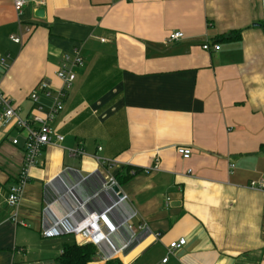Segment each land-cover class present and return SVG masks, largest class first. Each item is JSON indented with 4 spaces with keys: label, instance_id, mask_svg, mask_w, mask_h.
I'll list each match as a JSON object with an SVG mask.
<instances>
[{
    "label": "crops",
    "instance_id": "obj_1",
    "mask_svg": "<svg viewBox=\"0 0 264 264\" xmlns=\"http://www.w3.org/2000/svg\"><path fill=\"white\" fill-rule=\"evenodd\" d=\"M177 31L185 38L167 44ZM77 47L84 66L51 124L64 139L42 150L15 208L6 200L25 135L0 122V264H57L77 242L44 237V211L48 224L72 226L84 215L78 201L111 180L129 205L103 222L118 247L135 213L137 240L116 255L123 264H264V192L251 187L264 181V0H30L21 17L14 0H0V58L10 55L0 90L23 118L46 114V93L41 112L30 94L43 79L63 87L59 67ZM179 147L192 150L189 160ZM125 167L141 172L120 185ZM76 184L78 201L66 192ZM99 252L112 254L106 244Z\"/></svg>",
    "mask_w": 264,
    "mask_h": 264
},
{
    "label": "built area",
    "instance_id": "obj_2",
    "mask_svg": "<svg viewBox=\"0 0 264 264\" xmlns=\"http://www.w3.org/2000/svg\"><path fill=\"white\" fill-rule=\"evenodd\" d=\"M29 2L30 0H14L15 10L20 17L23 15V11ZM184 38L185 34L183 32H173L167 38L166 43H176ZM11 41L21 43V34L11 36ZM102 41L104 42V40ZM202 48L205 51L220 50V46L218 44L211 45L209 42H206ZM9 59V54L0 58V69L4 72L9 68ZM84 61L81 47H77L71 53L65 54L57 73V78L63 83V87L56 88V90L53 91L54 85L52 81L43 79L38 84L36 89L30 94V99L36 106L40 105L38 96L40 91L45 92L46 95L53 100V104L48 107L45 115L37 114L31 118H23L19 111L13 106L12 100L0 90V122L19 129L25 135L24 165L19 179L9 188L6 200L9 207L15 208L19 205L23 190L29 181V171L31 168L37 166V159L42 150L51 145L53 140L59 142L63 141V136L54 132L51 124L55 120L56 116L64 110V100L68 91L77 79L76 71L84 66ZM37 108L39 112L43 111L42 106H38ZM13 144L18 145L19 140L14 139ZM177 151L183 159L189 160L191 158L192 150L190 148L179 147ZM231 167L234 168V165ZM157 169L158 159H156V165L152 169H148L146 172ZM104 183L106 184V181ZM251 187L264 192V181L252 182ZM113 211L114 210L106 211L105 213L100 214L97 213V211H83L82 208L78 207L74 213L82 212L84 215L78 222L71 226L66 223L67 219L59 220L57 223L53 222L52 224H48L47 215H49L50 210L48 211L46 209L44 211L46 216L43 219L42 234L46 238H54L61 235H74L78 245L93 244L96 246L98 251L95 257L97 260L95 261L100 262L101 264H106L110 260L117 259L116 255L122 253L137 240L136 233L133 230V227L129 224V221L135 217V213L132 209H130V213L126 217L128 219H126L122 224V228H126L131 236H129L120 247H118V245L110 239V236L112 237V235H108L103 231V222L108 221ZM14 221L17 222L16 216ZM140 229H142V227H140ZM115 231L116 230H112V233H115ZM103 244H106L112 251L111 255H101L99 249ZM185 245V239L171 243L169 246L170 253L181 249ZM168 260V257L165 258L162 261V264H166Z\"/></svg>",
    "mask_w": 264,
    "mask_h": 264
},
{
    "label": "trees",
    "instance_id": "obj_3",
    "mask_svg": "<svg viewBox=\"0 0 264 264\" xmlns=\"http://www.w3.org/2000/svg\"><path fill=\"white\" fill-rule=\"evenodd\" d=\"M240 39V34L231 35L224 40L227 42L237 41ZM141 171L131 167H125L116 175V180L120 185L125 184L131 180L135 175ZM98 248L93 244L78 245L65 244L62 249V253L57 259V264H93L97 255ZM106 264H123L120 259H113Z\"/></svg>",
    "mask_w": 264,
    "mask_h": 264
},
{
    "label": "water",
    "instance_id": "obj_4",
    "mask_svg": "<svg viewBox=\"0 0 264 264\" xmlns=\"http://www.w3.org/2000/svg\"><path fill=\"white\" fill-rule=\"evenodd\" d=\"M43 14H44V11L41 9L37 11L36 16L41 18L43 17ZM88 181L89 179L86 180L84 178H81V185L87 184ZM76 189H77V184L76 186H73L72 189L66 188V192L68 193V195H72L75 199L77 198L76 200L78 201L81 197H77V193L75 192ZM92 191H93L92 195L89 194V196L88 197L86 196L83 201H80V200L78 201L79 203L84 202L82 204L85 206L81 207L82 209L87 207L86 204H89V205L92 204L93 206H97V204H95L97 203V200L100 201L103 207H105L106 211H112L115 208L119 207L120 205L129 206L125 199V195L121 192V188L119 187L118 184H116L115 180H111L109 183H106V184L104 182H101L100 185L96 184L95 189L92 187ZM80 196H84V195H80ZM85 200H87V203L85 202ZM82 204L80 203L79 205H82ZM96 211L97 213H100V214L106 212L102 209L100 205L99 207L97 206ZM121 224L122 223L116 224L115 229Z\"/></svg>",
    "mask_w": 264,
    "mask_h": 264
},
{
    "label": "rangeland",
    "instance_id": "obj_5",
    "mask_svg": "<svg viewBox=\"0 0 264 264\" xmlns=\"http://www.w3.org/2000/svg\"><path fill=\"white\" fill-rule=\"evenodd\" d=\"M49 101H50V105H49L48 107H50V106L53 104V100H52V99L49 98ZM59 244H60V243H59ZM60 247H61V246H59L58 251L60 250ZM95 260H97V259H96V258L94 259V263H93V264H101L100 262H97V261H95Z\"/></svg>",
    "mask_w": 264,
    "mask_h": 264
}]
</instances>
